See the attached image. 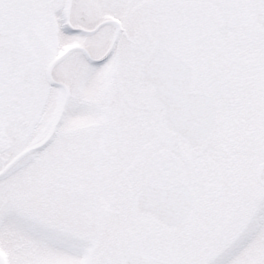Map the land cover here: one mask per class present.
<instances>
[{
    "label": "flooded vegetation",
    "instance_id": "obj_1",
    "mask_svg": "<svg viewBox=\"0 0 264 264\" xmlns=\"http://www.w3.org/2000/svg\"><path fill=\"white\" fill-rule=\"evenodd\" d=\"M159 49L189 64L190 91L214 99L216 124L201 148L167 133L168 146L175 145L164 153L167 166L139 176L140 189L186 187L183 222L163 226L133 205V228L103 264L137 254L174 261L180 234L214 229L250 235L258 261L264 257V0H0V178L28 171L35 161L46 166L50 153L64 162L83 153L81 140L96 127L81 126L97 121L103 138L113 131L121 143L128 108L158 107L141 71ZM178 149L192 164L182 163Z\"/></svg>",
    "mask_w": 264,
    "mask_h": 264
},
{
    "label": "rangeland",
    "instance_id": "obj_2",
    "mask_svg": "<svg viewBox=\"0 0 264 264\" xmlns=\"http://www.w3.org/2000/svg\"><path fill=\"white\" fill-rule=\"evenodd\" d=\"M111 78L117 83L118 72ZM161 115L156 106H132L121 143L113 131L110 139L103 138L99 129L102 124L97 121L81 126V131L96 127L81 140L83 153L69 155L67 162L50 153L46 166L35 161L28 171L0 178L1 264H103L109 248L122 241L134 226L132 207L141 186L140 174L162 164L167 166L163 157L168 138ZM147 144L150 147L144 149ZM110 148H116L117 154L110 153ZM139 149L145 153L133 169L129 165ZM181 151L178 149L176 155L182 163L192 164L193 159L182 157ZM215 174L211 173L214 180ZM114 196L116 202L111 201ZM215 205L216 197L209 208ZM116 209L121 211L117 213ZM211 217L215 220L214 213ZM250 238L248 234L222 236L217 229L183 232L176 260L264 264L263 256L253 262L256 255L249 246Z\"/></svg>",
    "mask_w": 264,
    "mask_h": 264
},
{
    "label": "water",
    "instance_id": "obj_3",
    "mask_svg": "<svg viewBox=\"0 0 264 264\" xmlns=\"http://www.w3.org/2000/svg\"><path fill=\"white\" fill-rule=\"evenodd\" d=\"M141 76L151 86V97L163 111L164 128L185 140L191 148H201L215 126L217 108L211 96L190 91L189 64L179 55L159 49L144 63ZM174 146L172 143L168 152ZM189 199L184 185L167 188L147 184L137 194L135 208L138 213L152 217L163 226L176 227L188 213ZM151 262L161 261L137 254L122 264Z\"/></svg>",
    "mask_w": 264,
    "mask_h": 264
},
{
    "label": "snow or ice",
    "instance_id": "obj_4",
    "mask_svg": "<svg viewBox=\"0 0 264 264\" xmlns=\"http://www.w3.org/2000/svg\"><path fill=\"white\" fill-rule=\"evenodd\" d=\"M227 131H231L233 134H238L239 130L233 128L231 125L228 126ZM151 264H194V262H189L185 260H174V261H164V262H151Z\"/></svg>",
    "mask_w": 264,
    "mask_h": 264
}]
</instances>
